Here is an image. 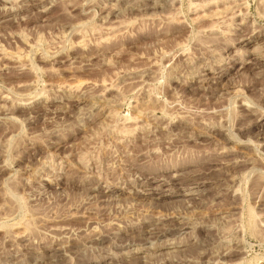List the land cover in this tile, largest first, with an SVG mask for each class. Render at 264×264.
<instances>
[{"label": "rangeland", "instance_id": "374dc122", "mask_svg": "<svg viewBox=\"0 0 264 264\" xmlns=\"http://www.w3.org/2000/svg\"><path fill=\"white\" fill-rule=\"evenodd\" d=\"M0 264H264V0H0Z\"/></svg>", "mask_w": 264, "mask_h": 264}, {"label": "bare ground", "instance_id": "6f19581e", "mask_svg": "<svg viewBox=\"0 0 264 264\" xmlns=\"http://www.w3.org/2000/svg\"><path fill=\"white\" fill-rule=\"evenodd\" d=\"M203 3H204V1H203ZM201 4H202V3H201ZM247 42H248V41H247ZM138 116H139V115H138ZM241 140H242V139H241ZM114 179H115V178H114ZM109 181H110V180H109ZM98 188H99V187H98ZM108 188H109V191H115L116 189H119L118 186H110V185H108ZM95 190H97V189H94V191H95ZM167 194H168V193H167ZM161 195H162V194H161ZM171 195H172V194H171ZM51 250H56V251L58 252V251H60V250H62V249H60V248H58V249L55 248V249H54V248H53V249H51ZM56 251H55V252H56ZM64 252H65V251H64ZM52 253H53V252H52ZM65 253H66V252H65Z\"/></svg>", "mask_w": 264, "mask_h": 264}]
</instances>
